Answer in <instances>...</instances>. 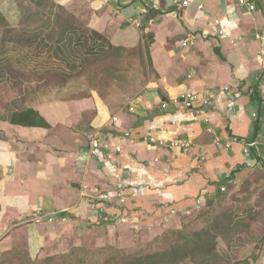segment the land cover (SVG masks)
Wrapping results in <instances>:
<instances>
[{
	"label": "crops",
	"instance_id": "0c3cea01",
	"mask_svg": "<svg viewBox=\"0 0 264 264\" xmlns=\"http://www.w3.org/2000/svg\"><path fill=\"white\" fill-rule=\"evenodd\" d=\"M54 1L113 45L141 49L150 71L124 97L115 89L101 96L82 88L80 96L34 105L50 127L0 120V245L25 230L31 254L38 253L48 236L85 226L76 220L99 222L90 205L96 191L123 189L127 205L119 213L131 216L125 222L148 226L204 204L235 177L264 167V0L254 10L236 0ZM218 20L230 25L226 37L217 34ZM190 32L197 40L184 48ZM225 86L240 94L231 114ZM188 91L200 95L191 108L182 97ZM207 91L212 107L203 102ZM92 134L112 147L93 150ZM175 140L189 145L171 146ZM250 142H256L255 161L243 155ZM39 211L47 217L36 222Z\"/></svg>",
	"mask_w": 264,
	"mask_h": 264
},
{
	"label": "rangeland",
	"instance_id": "374dc122",
	"mask_svg": "<svg viewBox=\"0 0 264 264\" xmlns=\"http://www.w3.org/2000/svg\"><path fill=\"white\" fill-rule=\"evenodd\" d=\"M48 11L31 0H0V120L15 110L56 97L80 96L82 88L96 89L101 96L115 89L124 97L147 81L150 69L138 47L88 64L82 62L80 47H74L75 56L63 53L55 34L51 40H43L48 46L44 42L39 45L41 40H25L27 35L39 34L41 30L36 28L48 26ZM67 11L77 25L86 26L79 14ZM63 17L68 19V14ZM49 31L47 28L44 33ZM67 86L71 92L62 90ZM202 203L148 226H137L135 220L99 221L91 227L63 229L48 236L42 249L32 254L22 230L14 241L0 245V264H102L110 257L121 259L168 246L179 237L173 232L187 235L203 228L218 232V264H264V167L248 169ZM181 264L199 263L187 259Z\"/></svg>",
	"mask_w": 264,
	"mask_h": 264
},
{
	"label": "trees",
	"instance_id": "16d2710c",
	"mask_svg": "<svg viewBox=\"0 0 264 264\" xmlns=\"http://www.w3.org/2000/svg\"><path fill=\"white\" fill-rule=\"evenodd\" d=\"M35 5L40 6L46 12L48 9V26L45 28H36L41 30L39 34H32L26 36V39L17 38V40H51L52 35L56 36V42L60 46L63 53L70 57L73 53L74 47H80L83 52L82 62L93 63L99 59H108L116 55L117 52L126 50L123 46L113 45L109 38L88 26H81L75 23L74 15L67 11V9L57 4L54 0H31ZM63 12V13H62ZM64 14H68V19L65 20ZM52 17V18H51ZM28 27V24L27 26ZM47 28L50 33H44ZM26 29V28H25ZM25 32H28L26 29ZM49 36V37H48ZM19 37V36H18ZM25 37V35L23 36ZM153 36L151 34L152 41ZM148 43V42H146ZM33 44V41H32ZM28 43V45H32ZM45 46H48L44 42ZM148 46V45H146ZM73 48L68 50V48ZM64 48H67L64 50ZM76 55V54H75ZM74 55V56H75ZM149 61L151 60L148 55ZM151 63V62H150ZM13 124H21L25 126H42L50 127V123L46 118L34 107H27L21 110H15L9 117L2 118ZM66 213L61 216L65 217ZM74 219V218H73ZM82 223L87 227H91L90 222L76 220L73 224ZM174 235L179 236L176 241L165 247H158L157 249L134 252L121 259L110 257L102 264H181L187 259L194 260L199 264H218L217 259L220 257L216 251V242L218 232L212 228H203L197 231L188 232L185 235L181 231L173 232ZM170 234H165L163 239H167ZM182 236V237H180ZM181 238V239H180Z\"/></svg>",
	"mask_w": 264,
	"mask_h": 264
},
{
	"label": "built area",
	"instance_id": "2783aa9c",
	"mask_svg": "<svg viewBox=\"0 0 264 264\" xmlns=\"http://www.w3.org/2000/svg\"><path fill=\"white\" fill-rule=\"evenodd\" d=\"M151 1H156V0H151ZM175 2H179V0H174ZM237 4L241 5V6H245L247 7L249 10H254L257 7V3L256 0H236ZM189 3V0H183L182 4L185 6ZM198 8L200 10L203 11L204 9V5L203 4H199ZM137 25H140V22L136 23ZM230 27V25L225 24L223 21H217V34L220 37H226L228 35V28ZM197 40V34L196 33H188L182 40H181V46L186 48L189 47L190 45L194 44ZM225 91H231L229 86H225L223 88ZM232 92V91H231ZM239 93L238 92H232L231 94V101L229 103V107H228V113L231 114L234 111V102L235 99H237L239 97ZM183 101L185 103V106L187 108H191L193 106V104L200 98V95L197 92H193V91H188L186 92L183 96ZM203 98V102L204 105L207 107H212L214 105L213 101H212V92L211 91H207L202 95ZM167 102L162 103V107L166 108L167 107ZM132 109V107H131ZM260 113V112H259ZM259 113H253L254 117H258ZM114 120L116 121V118H114ZM150 141L152 142H157V139L155 137L149 136L148 138ZM216 140L219 141L218 136L216 137ZM238 138L234 137L232 138V141H237ZM161 144L167 143L165 142V140H159ZM90 143H91V148L93 150H98L101 148H111L112 146H109L108 143L103 142V140L100 138V136L98 134H92L91 135V139H90ZM169 144L171 146H183V147H187L189 144L188 142L184 141V140H175L172 142H169ZM256 142H250L247 143L246 146L243 149V155L245 157V159L247 161H255V157L252 155V153L250 152V147L255 146ZM116 146L115 149L116 151H120L121 150V146L119 145H114ZM230 146V144L228 145ZM251 163V162H250ZM250 165H254V164H250ZM226 189L225 186L221 187V190L224 191ZM95 193H97L98 195L95 197L94 194L92 197V199H90V205L95 207V209L97 210V217H98V221H100V223L103 224H108V223H116V222H125L126 220H129V218L131 217H127L124 216V214H120L119 212L123 211L124 208H126L127 205V193L123 191V189H117V188H112V189H108L106 191H96ZM82 195L84 197H91V194H88L87 192H85V190H83ZM134 195V194H133ZM201 201V200H200ZM86 202H89L86 200ZM108 208H113V211H108ZM47 217L46 214L42 213V212H37L36 216H35V220L36 222H39L42 218Z\"/></svg>",
	"mask_w": 264,
	"mask_h": 264
}]
</instances>
